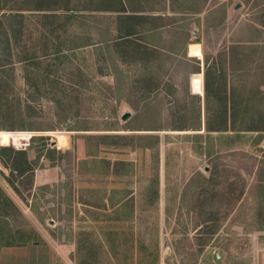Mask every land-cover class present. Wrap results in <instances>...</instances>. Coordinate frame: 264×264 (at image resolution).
Listing matches in <instances>:
<instances>
[{
  "label": "rangeland",
  "instance_id": "obj_1",
  "mask_svg": "<svg viewBox=\"0 0 264 264\" xmlns=\"http://www.w3.org/2000/svg\"><path fill=\"white\" fill-rule=\"evenodd\" d=\"M119 8L0 0V264H264V0H136L126 59Z\"/></svg>",
  "mask_w": 264,
  "mask_h": 264
},
{
  "label": "trees",
  "instance_id": "obj_2",
  "mask_svg": "<svg viewBox=\"0 0 264 264\" xmlns=\"http://www.w3.org/2000/svg\"><path fill=\"white\" fill-rule=\"evenodd\" d=\"M120 6L122 8L117 9L116 11L120 13L118 15L119 20V28L118 34L114 38H109L107 41V48H111V45L120 48L122 50L121 57L127 58L128 56L134 55L135 53H140L141 50H149L151 47L149 43L142 41V39L138 38V33L141 31L138 29L140 24L143 22L145 23L148 19H150V14L144 13L145 11L142 10H132L129 9L136 0H119ZM207 0H204L206 3ZM187 9L181 10V12H186ZM176 12V11H175ZM199 12V11H197ZM17 15L21 14H14L13 17H17ZM151 17H158V16H151ZM152 28H148L143 30L142 33L150 34L149 32ZM106 44V45H107ZM239 47H231V49H238ZM246 56V55H245ZM238 105H244L245 103L241 101H237ZM236 108L235 104H233ZM225 105V110H226ZM245 108V107H244ZM242 108V109H244ZM223 128H207V131H222ZM27 141V136H12L11 143L13 145H20L24 144ZM10 143V144H11ZM6 150L9 151L7 155V160L11 161V168L16 171L20 176L26 175L31 173V168L27 167L28 160L26 156V152L24 150L14 151L8 147H0V161L3 160L2 153ZM19 158V159H18ZM4 161V160H3ZM24 164V167L21 168L17 164ZM20 211L17 205L13 202V200L6 194V192L0 187V248H12V247H20L25 245L28 240L23 239L21 235L17 236L18 232L15 231H5L4 227L7 225L8 220L15 214H19Z\"/></svg>",
  "mask_w": 264,
  "mask_h": 264
},
{
  "label": "bare ground",
  "instance_id": "obj_3",
  "mask_svg": "<svg viewBox=\"0 0 264 264\" xmlns=\"http://www.w3.org/2000/svg\"><path fill=\"white\" fill-rule=\"evenodd\" d=\"M190 54H193L194 56H199L200 55V50L198 45H191L190 46ZM1 139V144H8V136L6 134H2L0 136Z\"/></svg>",
  "mask_w": 264,
  "mask_h": 264
},
{
  "label": "crops",
  "instance_id": "obj_4",
  "mask_svg": "<svg viewBox=\"0 0 264 264\" xmlns=\"http://www.w3.org/2000/svg\"><path fill=\"white\" fill-rule=\"evenodd\" d=\"M112 12H115V13H116V16L120 14V13H118L116 10H115V11H112ZM117 23H118V20H117ZM115 32L118 33V29L115 28ZM116 36H117V35H116ZM116 36H115V37H116ZM198 72H200V71H197V72L194 71L193 73H198ZM198 74H199V73H198Z\"/></svg>",
  "mask_w": 264,
  "mask_h": 264
},
{
  "label": "water",
  "instance_id": "obj_5",
  "mask_svg": "<svg viewBox=\"0 0 264 264\" xmlns=\"http://www.w3.org/2000/svg\"><path fill=\"white\" fill-rule=\"evenodd\" d=\"M126 117H128V114L127 113L123 116V119H125Z\"/></svg>",
  "mask_w": 264,
  "mask_h": 264
}]
</instances>
